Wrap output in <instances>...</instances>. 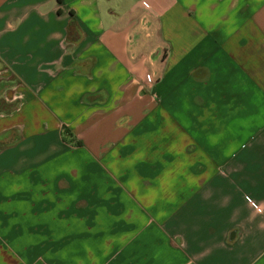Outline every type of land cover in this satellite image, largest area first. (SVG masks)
<instances>
[{
    "label": "crops",
    "instance_id": "obj_1",
    "mask_svg": "<svg viewBox=\"0 0 264 264\" xmlns=\"http://www.w3.org/2000/svg\"><path fill=\"white\" fill-rule=\"evenodd\" d=\"M0 264H264V0H0Z\"/></svg>",
    "mask_w": 264,
    "mask_h": 264
},
{
    "label": "built area",
    "instance_id": "obj_2",
    "mask_svg": "<svg viewBox=\"0 0 264 264\" xmlns=\"http://www.w3.org/2000/svg\"><path fill=\"white\" fill-rule=\"evenodd\" d=\"M151 76L149 75V78H150Z\"/></svg>",
    "mask_w": 264,
    "mask_h": 264
}]
</instances>
